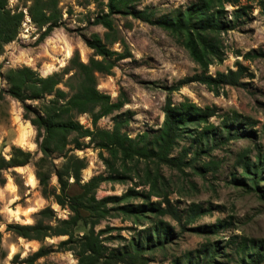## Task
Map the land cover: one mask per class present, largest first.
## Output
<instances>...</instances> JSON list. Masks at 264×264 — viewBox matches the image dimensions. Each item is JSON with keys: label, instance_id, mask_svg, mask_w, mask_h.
<instances>
[{"label": "trees", "instance_id": "16d2710c", "mask_svg": "<svg viewBox=\"0 0 264 264\" xmlns=\"http://www.w3.org/2000/svg\"><path fill=\"white\" fill-rule=\"evenodd\" d=\"M59 0H30L27 13L31 21L40 30L36 42L43 41L50 33L62 24V12L58 6ZM137 0H106L102 8L92 19L91 24L101 25L105 32L100 37L97 33H91L84 37V44L92 50L91 56L86 62L78 58L75 52L68 60V66L61 72H52L41 76L29 66L9 68L4 76L8 87L6 93L19 101L22 105L23 118L28 120L35 129V143L41 156L34 163V176L37 180L41 194L44 198H51L60 208L68 211V216L58 219L55 211L46 206L34 215L31 224L7 223L5 231L26 240H36L40 243L47 237L64 236L55 247L41 244L37 250L18 260V255H13L14 263L45 264L38 259L52 251H70L76 262L74 264H147L149 254L155 251H163L165 244L172 237V229L169 224L162 221V217L168 216L182 228L199 220L210 213V208L200 204H189L185 209H179L171 203L167 193L160 192L158 181L159 167L167 166L170 169L182 171L184 167H193L197 172L203 173L216 169L215 162L208 161L200 166H195L202 156H210V151L228 140L253 136L252 121L249 117L240 116L236 112L223 114L218 125L210 123L209 118L217 115L216 106L199 107L189 99L184 98L178 103L172 101L171 93L188 82H199L217 93V87L221 84L239 85V78L245 74L246 68L240 63L235 70L226 72L217 71L214 76L206 74V69L212 60L219 59L222 55L218 36L228 30L237 28L248 15V5L240 4L239 0H196L184 7H177L157 16V9L152 6H144L137 9L134 3ZM224 4L232 6L228 13ZM258 6L264 15V0H258ZM104 9L106 11H104ZM119 14L140 20L149 25L156 26L170 35L176 36L181 45L187 50L192 60L200 67L199 74L180 79L176 84L167 87V95L162 106L163 121L151 134L143 132L135 137L128 136L122 128L128 123L131 111L112 116V127L103 129L97 126V121L119 110L127 99L122 93L120 98L112 101L110 96L100 92L96 87V75H110L116 63L130 57L124 41L118 37V30L113 25L111 16ZM22 11L13 12L8 8L7 0H0V54L3 45L16 37L19 25L22 21ZM118 42L123 51L112 49V44ZM245 59L255 57L264 58L262 51H248L242 55ZM66 77L63 84L67 92L58 87L63 76ZM75 82V84L73 83ZM4 93L0 90V96ZM46 96H51L46 99ZM38 103V107L32 108L26 102ZM87 114L91 129L81 125L76 116ZM193 126L191 129L190 127ZM264 131V128H263ZM73 135L71 143L68 137ZM189 136L187 147H181L177 156H173V150L182 137ZM87 137L88 143L79 141ZM92 143L96 148L106 151L112 156H119L122 166L127 161L135 163H153V174L150 178L147 174L151 171L144 170L145 176L138 172L135 177L142 180L143 177L150 181L149 191L136 190V186L145 184L146 181L134 183V187L128 188L121 195H107L96 197V190L101 183H122L125 173L119 172L113 167L110 157H104L101 152L99 158L107 169V174L93 175L87 180L81 179V171L85 169L87 162L84 157L71 154L74 150L87 148ZM72 144V147H66ZM60 154L64 163L60 168L53 166L51 156ZM249 149L238 153L235 165L241 168L239 177H232L231 181L236 185H244L251 191L257 192L264 199V186L259 183L262 179L264 167V154L258 149L254 159L248 156ZM188 154H191L186 160ZM30 152L12 145L7 159L0 155V185L5 183L2 170L9 167L25 165L30 159ZM44 165H49L43 169ZM56 178L57 188L50 185V175ZM130 179V178H129ZM78 188L76 194H70L67 190L71 185ZM159 198L150 201V197ZM140 198L138 203L129 202L130 199ZM80 210L86 212L82 215ZM113 216H127L134 224H140L142 219H147L150 225L139 230L137 235L125 240L118 233L110 235L114 227L95 231L104 218ZM88 219L87 233L75 234L74 228ZM230 225L229 222L218 220L212 225L190 227L197 234H217L220 229ZM107 234V235H104ZM104 235V236H103ZM120 238L124 244L111 247L105 244L106 240ZM234 245L233 264H261L264 260L262 245L252 238L231 239ZM217 242L206 241L193 252H187L183 256L184 262L178 258L174 264H214L219 256ZM193 255V256H192ZM0 257L5 253L0 247Z\"/></svg>", "mask_w": 264, "mask_h": 264}, {"label": "rangeland", "instance_id": "374dc122", "mask_svg": "<svg viewBox=\"0 0 264 264\" xmlns=\"http://www.w3.org/2000/svg\"><path fill=\"white\" fill-rule=\"evenodd\" d=\"M196 0H137L134 3L137 9L144 6H152L157 9V16L177 7H184ZM240 4L248 5V15L235 29L220 33L218 39L222 44V55L219 59L212 60L208 65L206 74L214 76L217 71L226 72L235 70L236 64L240 63L246 68L245 74L239 78V85L221 84L217 87V93L206 85L199 82H188L171 93L172 101L178 103L184 98L189 99L199 107L216 106L217 115L209 118L210 123L218 125L223 114L236 112L240 116L249 117L255 124L251 130L253 136L241 137L228 140L226 143L210 151V156L200 157L195 166L203 165L208 161L215 162L217 167L206 172H197L193 167L186 166L182 171L170 169L167 166L159 167L160 192L167 193V197L173 205L179 209H185L189 204H200L210 208V213L202 216L195 223L182 228L168 216L162 217V221L169 224L172 229V237L165 244L163 251H155L149 254L147 264H174L178 258L184 262L183 256L187 252H193L206 241L217 242L219 256L214 264H233L234 245L231 239L252 238L262 245L264 251V199L257 192L251 191L244 185H236L231 181L232 177H239L241 168L235 165L238 153L249 149L248 156L254 159V155L260 149L264 154V58L255 57L245 59L242 55L248 51L264 52V15L258 6V0H239ZM106 0H59L58 6L62 12V24L55 28L43 41L36 42L40 34L37 26L31 21L27 7L30 0H7L8 8L13 12L22 11L23 17L18 28V33L13 40L3 45L0 54V90L4 93L0 96V155L7 159L12 145L29 151V161L22 166L9 167L2 170L5 183L0 185V247L5 257H0V264H23L14 263L13 255H18V260L44 246L55 247L64 236L47 237L42 243L36 240H26L12 232L5 231L7 223L31 224L34 215L40 209L50 206L55 211L58 219L68 216L66 209L60 208L51 198H44L41 194L37 180L34 176V163L41 156L35 143V129L28 120L23 118V108L19 101L10 97L5 91L8 87L4 76L9 68L29 66L41 76L52 72H61L68 66V60L77 52L78 58L86 62L92 54L83 41L84 37L91 33L103 36L105 29L99 25L91 24L92 19L102 8ZM228 13L232 6L224 4ZM104 11H106L104 9ZM113 25L118 30V37L124 41L130 57L122 59L113 67L110 75L97 74V89L110 96L116 101L123 93L127 99L119 110L111 115L103 116L97 121V126L103 129L112 127V116L126 111H131L128 123L122 128L128 136L135 137L143 132H154L163 121L162 106L167 95L166 88L176 84L180 79L199 74L200 67L192 60L187 50L181 45L180 39L168 32L149 25L140 20L113 14ZM112 49L123 51L118 42L112 44ZM58 87L67 92L63 85L66 77ZM75 84V82L73 81ZM51 96H46L50 99ZM30 107H38V103L26 102ZM77 121L84 127L91 129L89 116L79 114ZM193 126L190 127V129ZM73 135L68 137L69 143ZM189 136L178 140L173 150V156H177L181 147H187ZM88 143V138L79 139ZM66 147H72L68 144ZM110 157L113 167L119 172L125 173V180L115 183H101L96 190V197L102 198L107 195H121L128 188L139 183L140 178L134 176L136 172L145 176L144 170L151 172L147 175L152 178L153 163H135L130 160L122 166L119 156H112L104 150L96 148L92 143L87 148L74 150L71 154L84 157L87 165L81 171V179L87 180L93 175L107 174V169L98 156ZM191 154H188L186 160ZM54 167L60 168L64 159L60 154L51 156ZM51 167L44 165L43 169ZM262 181L264 186V167L262 169ZM130 178V179H129ZM145 184L136 186V190L149 191L150 180L143 177ZM49 183L57 188L56 178L50 175ZM68 187L70 194H76L79 190L73 185ZM159 198L150 197V201ZM140 198L130 199L129 202L138 203ZM84 216L86 212L80 210ZM127 216H113L104 218L95 226V231L106 226L119 230H112L110 235L117 233L125 240L137 235L138 231L150 225L147 219H142L140 224H134ZM218 220L229 222L230 225L220 229L217 234H197L190 227L212 225ZM88 219L80 222L75 228V234L87 233ZM107 235V234H104ZM103 235V236H104ZM120 238L106 240L105 244L111 247L124 244ZM193 256V255H192ZM39 263L45 264H74L76 262L70 251H52L38 259ZM261 264H264V260Z\"/></svg>", "mask_w": 264, "mask_h": 264}]
</instances>
